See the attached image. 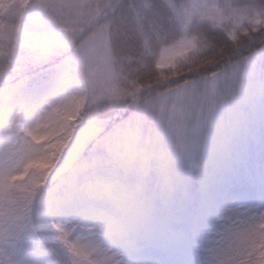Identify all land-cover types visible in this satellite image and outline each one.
I'll use <instances>...</instances> for the list:
<instances>
[{"label":"snow or ice","instance_id":"snow-or-ice-1","mask_svg":"<svg viewBox=\"0 0 264 264\" xmlns=\"http://www.w3.org/2000/svg\"><path fill=\"white\" fill-rule=\"evenodd\" d=\"M83 7L36 0L0 60L6 264H47L45 240L66 254L52 264H153L130 257L159 248L170 264H264V203L232 199L255 195L258 171L264 200V0H111L92 35L65 27ZM85 53L106 78L66 92Z\"/></svg>","mask_w":264,"mask_h":264},{"label":"rangeland","instance_id":"rangeland-1","mask_svg":"<svg viewBox=\"0 0 264 264\" xmlns=\"http://www.w3.org/2000/svg\"><path fill=\"white\" fill-rule=\"evenodd\" d=\"M35 2L36 0H33L30 5L24 7L16 2L9 3L6 0H0V60H3L8 56L9 48L12 42L15 41L17 34L21 32L23 24L29 20H31L33 23L37 22L38 18L35 17L33 10V5L35 4ZM77 2L82 4L84 7L73 16H69L67 18V23L65 27L68 30H72L73 28H75L77 32H79L91 26V31L88 33L89 35H92L93 32L99 31V25H91L96 0H77ZM79 61L81 73L84 79V86L91 87L93 86V84L99 86V84L103 82L107 75V70L105 69L102 59L96 53H85V55L82 56ZM44 66H47V64H44L42 67ZM2 70L3 68L0 67V71ZM39 71H41V67H37L34 70V73L30 72L29 75L32 74L33 76H36L35 73ZM73 85V87L67 88L66 92L76 91L78 85H76V82ZM61 133L63 132L50 135L46 139V141L57 138ZM34 168L47 170V167L44 165V162L42 163V165L36 166ZM253 176L255 177L254 181L256 184L257 192V195L254 196V200L252 203V206L255 207L260 205L261 203H264V200H262L260 195V181L257 176V171L253 173ZM45 245L47 247V251L51 255L46 256L44 250L37 246L34 249V256L36 258L44 259L47 264H52V261L54 260H60L61 262L66 261V254L62 248H60L58 245H56L50 240H45ZM160 252H162V255L160 254ZM154 255H161V262L163 264H170V262H174L180 259V257L174 255L172 252L164 248H159V251H157L156 249ZM130 259H141V256L133 254ZM0 260L4 261L6 264L7 256L4 255L2 252H0Z\"/></svg>","mask_w":264,"mask_h":264},{"label":"trees","instance_id":"trees-1","mask_svg":"<svg viewBox=\"0 0 264 264\" xmlns=\"http://www.w3.org/2000/svg\"><path fill=\"white\" fill-rule=\"evenodd\" d=\"M6 1L9 3H15L16 2V3H18L24 7H27L28 5L31 4V2L33 0H31V2H29V0H6ZM170 2L172 4H175L178 2V0H170ZM207 2L208 3H214V2L225 3V2H232V0H207ZM239 2H242V3H260V0H239ZM110 3H111V0H96L95 7H94V15H93L92 20H91L92 26H94V25L97 26L95 21H97V19L101 18L104 15L103 9L105 8V6L109 5ZM126 3L128 5H134V4H138L139 0H126ZM100 23L101 24L103 23L102 19L100 20ZM208 31H209L210 35H214V36L221 35L220 33H217L215 30H212V29H209ZM43 68H45V69H43ZM50 70H51V65L47 64V66L41 67V71L36 72L35 75L38 76V75L43 74L44 72L50 71ZM70 76H71L72 80H71L69 87H73L74 86L73 84L75 82H76V85H78L76 90H79V89L85 87L83 75L81 73L80 61H78V63L75 62L71 65ZM63 136H64V133H61L57 138L48 140V141H46V143H49V144L54 143L55 141L61 140L63 138ZM59 147H60V145L57 144L56 148H59ZM56 148H47L46 151L54 153L56 151ZM53 159H55V156H51V157L41 159L40 163L38 165L34 164V167L42 165L43 162H44V165L47 167L48 165H50V163ZM257 176H258L259 181L261 182V177H260L258 171H257ZM254 180H255V177H254ZM256 193H255V195H251V196L236 195L232 199L237 204H243L246 207H254V206H252V203L254 200L253 199L254 196L257 195ZM239 199H242V200H239ZM157 251H159V249H157ZM155 252H156V250H154L152 253L148 254L147 256H141V259H147V260L153 262V264H159V263L163 264L161 262L162 261L161 260L162 252H160L161 255H154Z\"/></svg>","mask_w":264,"mask_h":264},{"label":"clouds","instance_id":"clouds-1","mask_svg":"<svg viewBox=\"0 0 264 264\" xmlns=\"http://www.w3.org/2000/svg\"><path fill=\"white\" fill-rule=\"evenodd\" d=\"M40 163V160H37L34 162L35 165H38Z\"/></svg>","mask_w":264,"mask_h":264}]
</instances>
